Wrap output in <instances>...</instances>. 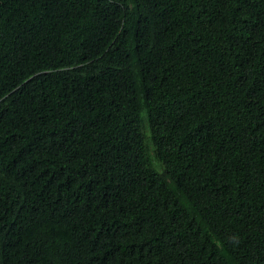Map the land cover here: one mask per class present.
I'll use <instances>...</instances> for the list:
<instances>
[{"label":"trees","instance_id":"1","mask_svg":"<svg viewBox=\"0 0 264 264\" xmlns=\"http://www.w3.org/2000/svg\"><path fill=\"white\" fill-rule=\"evenodd\" d=\"M0 264H264V0H0Z\"/></svg>","mask_w":264,"mask_h":264}]
</instances>
